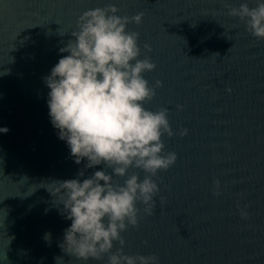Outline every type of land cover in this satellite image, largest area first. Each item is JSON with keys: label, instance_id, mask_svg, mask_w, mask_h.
Instances as JSON below:
<instances>
[{"label": "water", "instance_id": "95a60500", "mask_svg": "<svg viewBox=\"0 0 264 264\" xmlns=\"http://www.w3.org/2000/svg\"><path fill=\"white\" fill-rule=\"evenodd\" d=\"M242 3L256 6L255 0H0V128L8 129L0 133V264H57L58 257V264H83L59 247L71 222L50 191L103 165L75 163L50 122L44 78L66 55L59 50L73 39L79 17L108 4L120 15L144 14L128 30L140 34V58L156 64L145 79L162 82L144 107L169 109L176 135H164L165 152L178 155L153 178L161 189L154 214L138 205L139 226L122 233L125 254H155L160 264H264V40L228 15V6ZM181 129L188 135L181 137ZM89 264H107V255Z\"/></svg>", "mask_w": 264, "mask_h": 264}, {"label": "clouds", "instance_id": "9594fccd", "mask_svg": "<svg viewBox=\"0 0 264 264\" xmlns=\"http://www.w3.org/2000/svg\"><path fill=\"white\" fill-rule=\"evenodd\" d=\"M255 5L228 6V15L238 17L251 35L264 40V0H255ZM143 18L142 12L120 15L115 4L85 11L71 32L73 39L59 50L66 55H61L44 78L50 122L75 163L86 159L88 169L103 165L86 179L54 183L55 190L50 191L62 205L61 215L71 222L59 247L83 264L102 261L105 255L107 264H160L155 254H125L127 242L122 236L130 226H139L138 205H143L144 215L154 214L155 197L161 189L153 178L178 160L175 152H165L163 141L165 134L169 138L176 135L169 109L154 112L144 107L162 82L152 86L145 79L144 74L154 71L156 64L150 57L140 58V34L128 30L132 23L141 25ZM144 48L152 51L148 44ZM7 131L0 128V133ZM179 135L187 136L188 130L181 129ZM133 168L143 170L144 178L130 174ZM78 176L84 177L85 172ZM214 194L222 195L219 179ZM237 206L241 218L247 220L246 207ZM45 239L50 241L51 233ZM117 242L119 248H115Z\"/></svg>", "mask_w": 264, "mask_h": 264}]
</instances>
